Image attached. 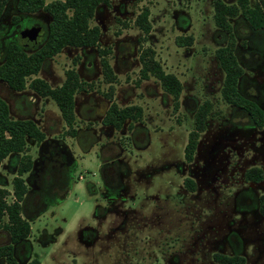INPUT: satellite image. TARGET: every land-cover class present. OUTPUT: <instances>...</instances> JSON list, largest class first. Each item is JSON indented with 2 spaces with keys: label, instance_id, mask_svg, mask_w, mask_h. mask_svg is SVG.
<instances>
[{
  "label": "rangeland",
  "instance_id": "374dc122",
  "mask_svg": "<svg viewBox=\"0 0 264 264\" xmlns=\"http://www.w3.org/2000/svg\"><path fill=\"white\" fill-rule=\"evenodd\" d=\"M15 2H7L0 20V64L8 44L19 42L20 31L40 27L37 38L21 45L27 53L41 47L48 34L46 12L20 14ZM256 2L264 11V0H249V5ZM144 6L150 9L152 29L139 43L134 20ZM213 13V0H111L110 6L97 7L90 26L99 27L100 46L111 47L107 59L115 82L104 79L94 47H67L45 61L37 75L54 73L53 86L61 84L65 70L88 66L81 65L78 75L93 88L74 96L82 101L87 94L93 105L87 111L80 103L74 111L75 134L62 133L74 137L81 130L87 136L66 138L59 152L46 150L53 155H46L39 198L25 206L30 235L27 243L14 245L18 264L33 258L40 264H220L214 253L264 264V177L259 183L244 179L252 167L264 174V28L250 27L239 11L228 19L229 36L214 24ZM225 47L241 69L237 90L256 100L261 124L222 97L225 72L217 51ZM150 49L164 71L181 82L177 106L154 76L138 82L139 57ZM11 92L0 81V94L10 104ZM103 93L118 107L140 106L141 119H126L119 129L104 124L110 101ZM39 102L40 118L45 108L50 117L61 115L51 98ZM206 103L205 127L188 162L185 146L196 112ZM14 104L19 111L20 101ZM48 121L43 131L56 133ZM8 242L7 233L0 237V246Z\"/></svg>",
  "mask_w": 264,
  "mask_h": 264
},
{
  "label": "trees",
  "instance_id": "16d2710c",
  "mask_svg": "<svg viewBox=\"0 0 264 264\" xmlns=\"http://www.w3.org/2000/svg\"><path fill=\"white\" fill-rule=\"evenodd\" d=\"M9 0H0V20L4 7ZM111 0H16L15 8L20 14H32L44 11L49 15L48 34L43 45L30 53H27L22 44L10 42L5 50L3 62L0 64V81L8 85L14 91L31 89L37 96L51 98L57 105L61 117L67 127V133L74 135V95L80 91L92 90V82L82 80L74 68L64 71V80L61 85L51 87L47 81L36 77L43 62L53 58L64 48L94 47L100 59L103 77L109 83L115 82L117 76L107 59L111 53V47H101L99 44L100 29L98 26H90L99 5L110 6ZM213 21L221 30L232 36L229 17L235 16L239 11L254 29L264 28V11L262 4L249 5V0H236L235 4H226L222 0H213ZM150 9L144 6L134 20L135 26L140 30L139 43L148 40L152 29L149 20ZM14 22L18 17L13 18ZM37 38V37H36ZM31 38L30 40H32ZM140 55L141 63L139 81L147 80L150 75L159 80L163 90L172 95L175 106L178 105V97L182 89L181 82L173 74L165 72L159 61L154 58V50L150 49ZM217 56L222 69L225 72L221 94L223 99L236 107L244 109L248 115L262 123V110L254 103L240 96L237 90L238 78L241 69L238 67L231 48H220ZM31 78L27 82V78ZM110 101L102 122L116 129L121 128L126 119L138 122L142 116L140 106L118 107L109 94H104ZM108 96V97H107ZM201 106L195 115V130L189 134V141L185 146V158L192 160L196 148L199 133L204 130L205 118L210 109L209 103ZM131 126V124L129 125ZM45 138L44 132L32 119H14L10 117L8 103L0 96V164L10 153H22L17 174L12 178V192L0 187V230H4L9 237L7 244L0 246V259L5 264H18L14 256V245L25 241L30 235V223L21 216V202L28 191V187L22 177L32 168V158L27 154V139H33L40 143ZM264 177L260 167H252L244 172V179L253 183H259ZM193 189L191 179L186 180ZM7 197L11 200L8 201ZM261 210L264 214V197H261ZM5 218V220H4ZM213 259L220 264H243L241 256H226L214 253ZM27 264H40L33 258Z\"/></svg>",
  "mask_w": 264,
  "mask_h": 264
},
{
  "label": "crops",
  "instance_id": "0c3cea01",
  "mask_svg": "<svg viewBox=\"0 0 264 264\" xmlns=\"http://www.w3.org/2000/svg\"><path fill=\"white\" fill-rule=\"evenodd\" d=\"M45 61L43 62V65H44ZM43 65H42V67H43ZM81 65L82 64L79 63L78 65L73 66L79 75H80L79 67ZM87 65H90V63L88 62ZM42 67H41V69H42ZM86 67H88V66H84V64L82 65V68L85 69ZM41 69H40V71H41ZM33 77H35V76H33ZM36 77L42 78L38 75H36ZM42 79L47 81L51 87H57V86H53L51 83V82H55V80L57 79V77H54V73L52 74V72H51L47 78L43 77ZM83 79L86 81H90L86 78H83ZM63 80H62V82H63ZM56 84H58V82ZM12 91L13 92L10 93L12 98H13L12 104H10V102L8 103V101L2 96V94H0V96L8 103L10 117H12L14 119H32L33 121H35L37 123V125L40 127V129L42 131H43V126L45 124V121H48V119H49V121L51 120V122H52V127L56 131V133H54V134L45 133L43 131L45 134V138L40 143L34 142L33 139H27V147H28L27 154H29L32 158V168L22 175V177H23V179H24V181L28 187V191H27L26 195L24 196L23 201L21 202V216L30 223V219L25 213V210L27 209L25 206H26V202L28 200H30L31 202H35L39 198L40 186H41L42 182L44 181V179H46L44 168L46 169L47 167H43L45 165V162L48 160L47 159L48 157L46 158V155L52 156L53 153L51 151L56 150L57 152H59V151H61V149H64L65 146H64L63 140L65 141L66 138H70L72 140L74 138L75 139H77V138L82 139V137L87 136L88 133L87 132L82 133L81 130H78V131H76V135L74 137H70V136L64 137V135H62V133L67 128H66V125L64 124V122L61 120V118H62V117H60L61 115L56 116V117H50L48 114V110H46V108H45L43 118H40V116L37 114V111L40 108V106L38 107V104L40 105L39 101H40V99H42L41 97L37 96L34 92H31V93L27 92V89L22 90L20 92L14 91V90H12ZM82 96H83L82 101H80L82 98H80V100H77V95L74 96V111H75V113H76L77 107H79L80 103H81V105L84 106V108H88L87 111L92 110L93 104L91 103V100H89L91 97L88 96L87 94H84ZM16 100L20 101V103H21L20 107H19L20 108L19 111L15 108L14 102ZM78 101H80V102H78ZM24 110L25 111L27 110L28 113L27 112L25 113ZM31 143H33V145ZM50 147L53 150H50L49 153H47L46 150L49 149ZM37 150L40 151V156L35 157V155H33V152L37 153ZM66 151L68 152V150H66ZM36 155H38V154H36ZM21 156H22V153H10L0 164V187L7 189L10 193L12 192V178L17 174V167H18V163H19ZM42 160H43L44 164H42ZM70 166H71V163L70 164L66 163L65 169L70 170L71 169ZM63 177H64V175H63ZM72 181H73V179H72ZM9 184H10V186H8ZM30 226H31V224H30ZM1 236H6V232L4 230H0V237ZM26 241H27V239L25 241H22V242L16 244L15 248L17 247V245L22 246L23 244H25ZM15 248H14V250H15Z\"/></svg>",
  "mask_w": 264,
  "mask_h": 264
},
{
  "label": "water",
  "instance_id": "95a60500",
  "mask_svg": "<svg viewBox=\"0 0 264 264\" xmlns=\"http://www.w3.org/2000/svg\"><path fill=\"white\" fill-rule=\"evenodd\" d=\"M40 27L39 26H33L29 29H24L20 31L19 35V43L25 44L30 41L31 38L35 39L37 35L39 34Z\"/></svg>",
  "mask_w": 264,
  "mask_h": 264
},
{
  "label": "flooded vegetation",
  "instance_id": "af4514ba",
  "mask_svg": "<svg viewBox=\"0 0 264 264\" xmlns=\"http://www.w3.org/2000/svg\"><path fill=\"white\" fill-rule=\"evenodd\" d=\"M20 33V32H19ZM18 33V34H19ZM18 38H19V35H18ZM31 41V40H30ZM28 43V42H27ZM242 96H243V98L244 99H246V100H248V101H250V102H252V103H254L255 105H256V100L254 99V98H248V97H246V96H244L243 94H242ZM237 108H241V107H237ZM242 109V108H241Z\"/></svg>",
  "mask_w": 264,
  "mask_h": 264
}]
</instances>
